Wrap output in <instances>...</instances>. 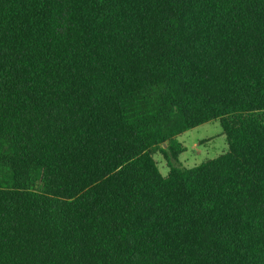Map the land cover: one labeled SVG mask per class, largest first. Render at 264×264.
<instances>
[{
	"label": "trees",
	"instance_id": "1",
	"mask_svg": "<svg viewBox=\"0 0 264 264\" xmlns=\"http://www.w3.org/2000/svg\"><path fill=\"white\" fill-rule=\"evenodd\" d=\"M0 264H264V0H0Z\"/></svg>",
	"mask_w": 264,
	"mask_h": 264
},
{
	"label": "rangeland",
	"instance_id": "2",
	"mask_svg": "<svg viewBox=\"0 0 264 264\" xmlns=\"http://www.w3.org/2000/svg\"><path fill=\"white\" fill-rule=\"evenodd\" d=\"M178 140L186 148L177 164L182 168H194L228 151V143L218 120L189 130L181 134ZM155 160L161 173L167 176L169 169L163 156L157 153Z\"/></svg>",
	"mask_w": 264,
	"mask_h": 264
}]
</instances>
